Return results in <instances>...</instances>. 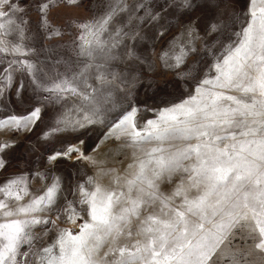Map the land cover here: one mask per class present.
<instances>
[{
	"label": "snow or ice",
	"instance_id": "6c2138e0",
	"mask_svg": "<svg viewBox=\"0 0 264 264\" xmlns=\"http://www.w3.org/2000/svg\"><path fill=\"white\" fill-rule=\"evenodd\" d=\"M181 3L192 7L191 0ZM48 7L41 5V11ZM126 10L123 0H111L104 15L78 25V71L40 82L34 64L9 61L7 81L17 65L34 76L49 98L80 102L56 119L52 132L103 124L108 97L102 69L121 36L120 29L110 32L109 27ZM17 11L12 0H0V53L13 57L30 51L23 43L25 22L13 18ZM43 23L47 26L46 18ZM220 27L214 23L211 30ZM13 35L16 41L8 39ZM229 41L188 98L161 109L143 126L136 123V108L108 126L107 138L122 139V147L132 149V159L123 173L100 169L101 180L110 178L107 185L88 177L77 186L78 199L62 207H57L58 178L40 195L30 194L24 176L0 186V264H209L237 230H246L264 251V0H249L240 30ZM185 55L181 47L178 55L165 53L163 58H174L179 66ZM90 77L101 87L89 84ZM40 113L36 107L27 116L0 121V126L26 127ZM77 151L70 146L57 155ZM174 177L179 179L173 188L162 191L161 184ZM53 210L57 219L64 215L73 225L83 220L79 231L56 228L45 218ZM49 223L56 235L47 246L37 247L41 237L34 229ZM240 255L232 253L235 264Z\"/></svg>",
	"mask_w": 264,
	"mask_h": 264
},
{
	"label": "rangeland",
	"instance_id": "374dc122",
	"mask_svg": "<svg viewBox=\"0 0 264 264\" xmlns=\"http://www.w3.org/2000/svg\"><path fill=\"white\" fill-rule=\"evenodd\" d=\"M110 2L77 0L69 4L68 0L54 3L52 0H12L18 9L13 18L18 23L25 22L21 25L23 43L30 51L26 56L16 57L0 53V121L11 116H27L36 107L41 113L39 120L26 127L0 126V145H7L0 151L3 161L0 186L24 176L30 194L40 195L58 178L57 207H62L78 199L77 186L88 177L101 180L97 175L101 168L123 173L131 162L132 149L122 147V139L107 138L108 126L131 108L137 109L136 123L143 126L147 120L156 119L161 109L188 98L198 81L209 73L222 45L230 42L234 31L240 30L249 0H191L192 7H184L181 0H123L127 10L118 13L109 27L110 32L121 30L118 46L112 49L111 58L102 69L107 81L103 94L108 97L103 124L52 132L56 119L80 102L73 99L57 102L55 96L49 98L47 92L37 88L34 76L17 65L12 66L10 82L4 79L7 75L4 70L15 58L34 64L38 70L35 78L40 82L78 71L75 50L81 35L78 25L104 15ZM46 3L49 7L45 13L41 5ZM45 18L47 26L43 23ZM214 23L221 26L219 31L211 30ZM57 31L59 35L54 34ZM8 39L16 41L17 37ZM181 47L186 55L179 66L174 58H163L165 53L169 57L178 55ZM88 82L95 88L101 87L94 77ZM70 146L78 151L57 155L66 153ZM53 156L56 158L51 159ZM109 179L103 177L101 182L107 185ZM178 179L174 177L172 183L161 184V190L170 191ZM3 198L0 194V199ZM9 203L14 205V201ZM45 218L54 221L56 228H67L73 233L83 223L78 219L73 225L64 215L57 219L55 210ZM34 231L41 237L35 242L37 247L47 246L56 235L52 223L38 225ZM255 242L246 230H237L209 264H235L232 253L236 252L241 253L240 264H264V251L258 250Z\"/></svg>",
	"mask_w": 264,
	"mask_h": 264
}]
</instances>
